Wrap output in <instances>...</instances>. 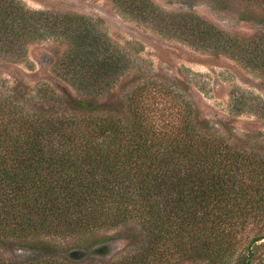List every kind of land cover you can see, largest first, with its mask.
Returning <instances> with one entry per match:
<instances>
[{"label":"trees","instance_id":"16d2710c","mask_svg":"<svg viewBox=\"0 0 264 264\" xmlns=\"http://www.w3.org/2000/svg\"><path fill=\"white\" fill-rule=\"evenodd\" d=\"M117 2L264 77V31L242 38L151 0ZM49 38L66 46L52 68L77 96L39 85L34 110L23 80L1 94L0 244L37 255L0 264H97L65 245L123 226L133 251L113 264H264V144H251L262 135L231 139L163 82L118 90L131 60L95 22L0 0L1 58L22 63ZM252 111L264 119V104Z\"/></svg>","mask_w":264,"mask_h":264},{"label":"rangeland","instance_id":"374dc122","mask_svg":"<svg viewBox=\"0 0 264 264\" xmlns=\"http://www.w3.org/2000/svg\"><path fill=\"white\" fill-rule=\"evenodd\" d=\"M19 1L29 10L79 15L95 22L115 45L126 50L131 60L132 68L118 90L126 87L127 92L136 78L169 84L197 108L202 120L217 125L226 136L235 140L245 134L262 135L251 144L256 147L264 144V119L250 113L264 104V77L230 55L196 48L165 31L160 20L140 19L117 0ZM151 1L164 14L198 16L229 35L249 38L264 31V7L244 0ZM65 49L61 41L49 38L30 44L22 63L0 57V97L11 91L17 80L30 87V96L21 102L34 110L41 102L34 92L39 85H49L60 95L77 96L52 68V60ZM180 73L187 82H178L184 81ZM128 230L129 227L123 226L96 232L65 246L75 251L81 242L83 248L91 249L86 255L95 257L97 264H113L133 251L127 240ZM100 246L105 253L98 250ZM33 254L37 255L33 250L0 244V263L29 260Z\"/></svg>","mask_w":264,"mask_h":264}]
</instances>
